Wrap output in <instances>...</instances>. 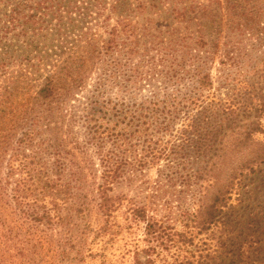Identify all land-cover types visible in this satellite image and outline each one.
<instances>
[{
    "label": "rangeland",
    "instance_id": "rangeland-1",
    "mask_svg": "<svg viewBox=\"0 0 264 264\" xmlns=\"http://www.w3.org/2000/svg\"><path fill=\"white\" fill-rule=\"evenodd\" d=\"M203 76L210 86L199 105L233 98L247 108L231 128L244 132L258 120L264 140V0H0V264H133L143 226L124 220L128 199L166 202L177 212L194 206L198 187L193 178L168 184L166 158L128 168L110 191L127 201L113 231L97 235L99 146L114 148L124 130L126 155L140 154L146 134L133 135L126 122H137V107L154 97L176 110L155 117L160 125L175 120L154 138L179 134L183 111L201 108L185 107L183 95ZM223 141L224 149L240 150L235 137ZM183 151L189 157L175 166L177 176L190 174L206 152L188 144L178 158ZM262 181L264 174L247 178L221 219L232 220L245 204L256 219Z\"/></svg>",
    "mask_w": 264,
    "mask_h": 264
},
{
    "label": "trees",
    "instance_id": "trees-1",
    "mask_svg": "<svg viewBox=\"0 0 264 264\" xmlns=\"http://www.w3.org/2000/svg\"><path fill=\"white\" fill-rule=\"evenodd\" d=\"M49 80L48 77L39 90L43 97L49 93ZM197 81L195 92L184 93L183 97L185 107L201 108L197 114L191 110L183 111V129H179V134L177 129L176 135H173L172 131L169 132L168 136L173 138L165 140L158 139L161 138L159 136L154 138L162 128L165 129L164 135L171 130L175 120L168 118L160 125L162 122H157L158 119L155 117L165 112L175 114L176 111L173 103L167 101L169 103L159 105L158 97H154L152 100L143 101L141 107H137V113L133 116L137 118V122L131 120L129 124L126 122L127 128L133 127L130 131L133 135L136 132L140 133V136L143 132L146 134L139 140L140 154L129 153L131 157L126 155L128 146L125 144L124 130L119 134L122 141L115 142L114 148L104 151L99 146L101 170L96 191L101 222L96 228L98 231L96 234L113 231L116 211L123 201H127L123 194L110 193L124 170L128 168L142 170L166 158L168 163L166 167H169L168 173L164 175L166 182L184 186L193 181L198 187L199 197L191 209L178 208L177 212L166 202L160 203L159 206L155 201L137 203L128 199L123 210L124 220L128 224L137 222L143 226L142 244L133 248V264H264V202L257 201L254 205L260 208L256 219H253L252 213L255 209L248 204L241 207L240 212L232 220L221 219V212L227 207L232 192L238 191L247 178L264 174V140L256 135L261 132L262 124L255 120L244 132L239 131L236 126L231 128L234 117L240 112L243 114L247 106L241 108L229 96L225 103L218 99L212 103L199 105L200 96L203 95V90L210 86V82L207 76ZM145 102L148 104L145 105ZM261 106L264 109V102ZM151 126L154 128V134L148 132ZM111 131H114V128L108 129V133ZM202 137L204 140L200 142ZM227 137L239 140L236 148L240 150L232 152L233 148L224 149L226 144L223 140ZM173 142L177 144H169ZM188 144L198 149L202 148L206 152L199 158L197 166L190 174L177 176L175 166L189 156L183 151L178 158L176 152ZM210 144L216 145L213 151H208ZM132 147L137 148V145L134 144ZM238 155H242L244 159L236 160ZM173 160L177 162L171 163ZM35 178L40 180L37 173L33 175V181ZM68 194L70 191L66 183L62 189L64 201H67ZM68 214L70 213L67 211L61 218H67Z\"/></svg>",
    "mask_w": 264,
    "mask_h": 264
}]
</instances>
